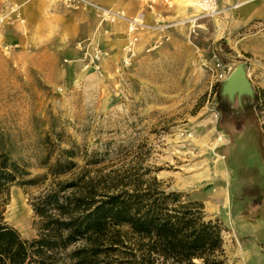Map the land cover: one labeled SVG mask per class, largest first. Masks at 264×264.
Here are the masks:
<instances>
[{
  "label": "rangeland",
  "instance_id": "obj_1",
  "mask_svg": "<svg viewBox=\"0 0 264 264\" xmlns=\"http://www.w3.org/2000/svg\"><path fill=\"white\" fill-rule=\"evenodd\" d=\"M178 1L182 2L150 8L138 0L153 20H144L142 11L129 16L124 9L90 1L123 12L126 19L140 16L147 25L129 33L128 20L100 23L97 16L98 34L108 35L110 26H123L128 38L118 48L100 44L106 51L102 76L84 70L78 55L64 62L61 56L20 53L0 41V224L27 243L23 264H37L40 253L44 264H123L110 250L109 233L95 234L94 226L85 230L84 224L77 225L78 209L73 206L49 204L42 216L35 213L32 203L48 190L59 189L60 182L81 178L104 184L149 169L148 175L156 176L168 191L186 179L199 187L194 179L200 175L249 174L241 168L240 148L235 147L240 141L237 134L249 121L264 151V15L243 22L234 4L219 6L218 14L190 24L185 20L195 12L193 0L185 9ZM159 5L172 16L158 12ZM162 23L175 25L154 28ZM149 35L154 37L138 51L140 39ZM133 36L138 39L132 43ZM129 43L135 53L132 63L124 66ZM214 56L225 64L227 76L242 67L253 96L244 95L239 104L236 95L230 99L222 94L227 77L216 80L209 70ZM37 62L45 63L44 71L34 66ZM241 110H250L251 115H240ZM64 149H73L76 166L53 177L45 164L63 158ZM244 151L246 163L254 164L251 150ZM11 161L27 172L13 182L8 181ZM31 179L37 181L22 183ZM182 193L181 200L188 202ZM227 230L225 264H243L240 256L230 257L240 244L231 231L229 241ZM43 237L48 239L41 245ZM257 246L264 254V244Z\"/></svg>",
  "mask_w": 264,
  "mask_h": 264
},
{
  "label": "trees",
  "instance_id": "obj_2",
  "mask_svg": "<svg viewBox=\"0 0 264 264\" xmlns=\"http://www.w3.org/2000/svg\"><path fill=\"white\" fill-rule=\"evenodd\" d=\"M63 153V158L45 164L53 177L76 166L73 149ZM7 168L10 182L27 174L13 161ZM149 172L126 174L104 184L81 178L60 182L59 189L48 190L32 203L33 210L42 216L49 204L73 206L78 209L77 225L84 224L85 230L94 226L95 234L109 233L110 250L123 264H225L221 219L209 216L200 202H183L182 192L167 191ZM67 189L71 192L61 193ZM45 238L38 242L43 245ZM27 246L15 230L0 224L1 264H23ZM39 255L37 264H44L43 253Z\"/></svg>",
  "mask_w": 264,
  "mask_h": 264
},
{
  "label": "crops",
  "instance_id": "obj_3",
  "mask_svg": "<svg viewBox=\"0 0 264 264\" xmlns=\"http://www.w3.org/2000/svg\"><path fill=\"white\" fill-rule=\"evenodd\" d=\"M90 1L105 7L124 9L129 16L142 11L144 20H153L151 12L144 10L138 0ZM185 1L188 0L178 2L186 4ZM218 2L221 7L236 4L239 19L243 22L264 15V0H218ZM187 5L191 4L183 6L184 9L188 7ZM157 11L165 17L172 16L171 13H166V8L161 5L157 6ZM1 13H7L8 21L0 30V41L24 54L71 59L78 55L75 47L78 40L95 39L102 46L112 49L118 48L119 45L124 46L128 39L123 26H110L108 35L98 34L96 13L82 8H68L64 0H0ZM152 36H143L140 39L138 51L144 49L147 40ZM29 65L31 64L27 66ZM34 66L44 71L46 65L37 62ZM69 67L70 65H66L65 69L69 70ZM243 96L237 98L239 104H242ZM246 113L250 114V110L240 111V115L246 116ZM243 116L239 118H244L246 122ZM247 124L248 127L241 129L242 131L237 134L240 141L235 143V147L240 148L238 152L242 158L241 168L249 174L238 177L234 175V178L233 175L231 178L229 175L215 174L210 178L200 175L194 181L201 186L192 187L189 179H186L177 182L174 190L185 192L189 201L202 203L206 213L221 219L228 229L229 241H233V236L240 244V248L230 254L231 258L240 256L243 264H264V254L257 246V242L264 244V151L258 134L252 129L253 125L250 121ZM249 127L251 129H247ZM250 130V133L247 132ZM247 137L245 144L241 139ZM246 148L251 150L249 158L256 161L252 165L245 161ZM216 170L218 171V167ZM233 184L237 187L233 188ZM224 246L226 247V240Z\"/></svg>",
  "mask_w": 264,
  "mask_h": 264
},
{
  "label": "built area",
  "instance_id": "obj_4",
  "mask_svg": "<svg viewBox=\"0 0 264 264\" xmlns=\"http://www.w3.org/2000/svg\"><path fill=\"white\" fill-rule=\"evenodd\" d=\"M146 4L148 7L152 8L155 3H163L167 6H171L174 0H139ZM195 12L185 21L192 24L203 17H211L219 13L220 7L218 0H193ZM65 5L68 8L77 9L91 7L96 15L100 19V23H111L115 18L126 19L123 12L117 13L112 10L106 9L99 5H96L89 0H64ZM128 20V32L135 33L138 30H142L147 27L145 23L142 22V18L138 17L135 19ZM7 13L0 14V30L2 26L7 22ZM175 25L174 23L159 24L154 28L160 30L167 29ZM138 36L132 37V43L137 41ZM78 50V58L76 60L81 62L82 68L84 70H91L95 74L102 76L103 74V61L106 56V51L102 48L100 43L95 39L78 40L75 44ZM134 50L130 43L125 47V55L123 57V65L129 66L132 63V57L134 56ZM64 62L68 59L64 58ZM225 64L218 58L214 56L212 65L209 70L212 72L216 80H223L227 77V70Z\"/></svg>",
  "mask_w": 264,
  "mask_h": 264
},
{
  "label": "water",
  "instance_id": "obj_5",
  "mask_svg": "<svg viewBox=\"0 0 264 264\" xmlns=\"http://www.w3.org/2000/svg\"><path fill=\"white\" fill-rule=\"evenodd\" d=\"M237 74L235 76L232 75L231 77V72L227 76V78L223 81L222 85V94L227 95L230 99H233V97L236 95L237 97H241L242 95H250L253 96L254 90L251 87L249 81L245 77L244 71L242 70V67L239 65L237 66ZM232 78V79H231ZM235 80L233 83L235 87L232 89L228 88L229 85H232V82ZM239 85H242V88L237 87Z\"/></svg>",
  "mask_w": 264,
  "mask_h": 264
},
{
  "label": "bare ground",
  "instance_id": "obj_6",
  "mask_svg": "<svg viewBox=\"0 0 264 264\" xmlns=\"http://www.w3.org/2000/svg\"><path fill=\"white\" fill-rule=\"evenodd\" d=\"M185 2H186V1H185ZM190 2H191V1L188 0V1L186 2V4H189ZM186 4H184V5H186ZM138 18L141 19L140 16H139ZM237 70H238L237 67H235V68L231 71V77H232V75L235 76V74H237ZM231 79H232V78H231ZM231 82H232V85L230 84L229 87H228V88H230V89H232L233 87H235L234 84H233V83L235 82V80H233V81H231ZM237 87L242 88V85H239V86H237ZM219 166H220V164L217 165V167H219Z\"/></svg>",
  "mask_w": 264,
  "mask_h": 264
}]
</instances>
